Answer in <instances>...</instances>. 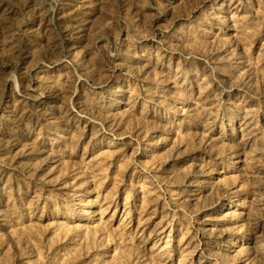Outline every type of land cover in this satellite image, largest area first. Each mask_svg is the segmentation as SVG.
I'll use <instances>...</instances> for the list:
<instances>
[{
  "label": "rangeland",
  "instance_id": "obj_1",
  "mask_svg": "<svg viewBox=\"0 0 264 264\" xmlns=\"http://www.w3.org/2000/svg\"><path fill=\"white\" fill-rule=\"evenodd\" d=\"M0 264H264V0H0Z\"/></svg>",
  "mask_w": 264,
  "mask_h": 264
}]
</instances>
